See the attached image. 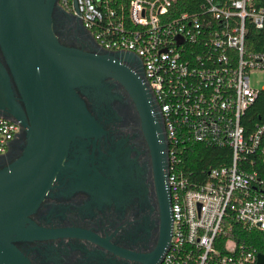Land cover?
I'll return each instance as SVG.
<instances>
[{
	"label": "built area",
	"instance_id": "obj_1",
	"mask_svg": "<svg viewBox=\"0 0 264 264\" xmlns=\"http://www.w3.org/2000/svg\"><path fill=\"white\" fill-rule=\"evenodd\" d=\"M99 46L141 58L145 81L162 115L171 236L160 264H259V251L233 237L235 227L264 234V120L247 133V110L262 89L264 0H199L180 12L178 0H60ZM20 129L0 116V156ZM200 144L229 150V164L203 178L182 169L183 154ZM264 264V263H263Z\"/></svg>",
	"mask_w": 264,
	"mask_h": 264
},
{
	"label": "water",
	"instance_id": "obj_2",
	"mask_svg": "<svg viewBox=\"0 0 264 264\" xmlns=\"http://www.w3.org/2000/svg\"><path fill=\"white\" fill-rule=\"evenodd\" d=\"M57 3L0 0V116L19 121L27 137L23 153L0 170V264H36L31 257L35 247L26 248L33 242L82 232L91 235L46 227L33 216L55 180L69 172L76 177L77 188L91 189L90 176L99 173L92 166L89 146L102 125L84 96L109 90L108 76L114 74L129 89L150 149L168 168L164 123L145 74L133 73L119 55L141 58L105 50L96 40L92 52L67 44L56 26ZM161 185L168 192L165 178ZM164 220L163 238L145 264H160L170 239L171 212L165 211ZM258 258L263 264L264 255Z\"/></svg>",
	"mask_w": 264,
	"mask_h": 264
},
{
	"label": "flooded vegetation",
	"instance_id": "obj_3",
	"mask_svg": "<svg viewBox=\"0 0 264 264\" xmlns=\"http://www.w3.org/2000/svg\"><path fill=\"white\" fill-rule=\"evenodd\" d=\"M57 6L55 21L63 40L95 51V38L81 20L63 8L60 0ZM119 60L143 77L140 59L120 54ZM106 83L109 90L91 98L84 96L102 125L89 146L92 166L99 173L90 176L91 189L77 188L76 177L69 172L55 180L33 216L46 227L77 229L91 235L66 234L26 245L35 247L31 257L36 264H145V258L154 255L163 238L164 214L170 212L169 193L161 185L167 168L150 149L129 89L114 74L106 78ZM26 144L25 128L20 124L8 150L0 156V170L18 158ZM167 233L170 237L171 225Z\"/></svg>",
	"mask_w": 264,
	"mask_h": 264
},
{
	"label": "trees",
	"instance_id": "obj_4",
	"mask_svg": "<svg viewBox=\"0 0 264 264\" xmlns=\"http://www.w3.org/2000/svg\"><path fill=\"white\" fill-rule=\"evenodd\" d=\"M199 0H178V10L180 12L195 9ZM258 49H264L262 40H259ZM264 120V91L260 94L258 100L247 110L243 124L247 133L250 132L253 122ZM262 146H264V134L262 136ZM231 160L229 150L225 148H212L200 144L188 146L183 154L182 169L190 172L195 177L203 178L209 168L218 167L224 164H229ZM256 164L249 169H256L259 176L264 174V162L259 157L256 158ZM233 237L240 242L250 243L259 251L264 252V234L254 231H247L241 227H235L232 231Z\"/></svg>",
	"mask_w": 264,
	"mask_h": 264
},
{
	"label": "rangeland",
	"instance_id": "obj_5",
	"mask_svg": "<svg viewBox=\"0 0 264 264\" xmlns=\"http://www.w3.org/2000/svg\"><path fill=\"white\" fill-rule=\"evenodd\" d=\"M250 83L254 88L262 89L264 87V73L261 71L252 72Z\"/></svg>",
	"mask_w": 264,
	"mask_h": 264
}]
</instances>
